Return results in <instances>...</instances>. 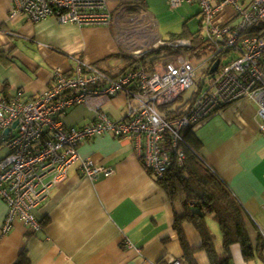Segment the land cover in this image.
<instances>
[{
    "label": "crops",
    "instance_id": "crops-1",
    "mask_svg": "<svg viewBox=\"0 0 264 264\" xmlns=\"http://www.w3.org/2000/svg\"><path fill=\"white\" fill-rule=\"evenodd\" d=\"M167 6H171L168 0L110 1L109 26L80 27L62 25L54 17L36 23L23 16L10 20L13 0H0V94L34 100L51 86L58 69L72 75L81 64L93 65L114 77L129 65L135 51L162 50L161 58L169 47L159 45L164 41L152 26L158 18L161 21ZM184 6L190 5L180 8ZM127 105L128 97L118 95L102 109L118 121L127 117ZM257 112L256 103L240 100L189 130L201 158L256 225L264 209V136ZM95 119L90 106L77 104L62 121L66 128H80ZM79 154L114 170L113 176L92 181L81 174L80 162H76L67 180L37 210L43 227L39 232L17 222L12 232L2 236L8 205L0 198V264H15L24 250L32 264H166L171 258L183 260L175 219L186 211L144 167L134 141L108 133L84 142ZM209 227L212 233L216 230L210 222ZM183 230L189 246L201 248L203 239L193 224L185 221ZM257 233H261L258 228ZM222 240V236L215 239L218 249ZM231 254V264H249L240 244L232 246ZM194 259L196 264H211L204 251L196 252Z\"/></svg>",
    "mask_w": 264,
    "mask_h": 264
},
{
    "label": "built area",
    "instance_id": "built-area-1",
    "mask_svg": "<svg viewBox=\"0 0 264 264\" xmlns=\"http://www.w3.org/2000/svg\"><path fill=\"white\" fill-rule=\"evenodd\" d=\"M110 1L125 0H13L9 19L23 16L36 23L54 17L62 25L109 26ZM168 1L173 9L200 7L202 33L212 49L200 65L204 82L181 117L169 120L159 107L172 104L195 85L199 68L188 50L193 48L191 40L159 42L175 53L163 55L152 70L141 67L114 78L93 65L81 64L72 75L56 70L51 86L34 100L0 94V144L8 149L0 160V198L8 205L2 236L12 232L17 222L41 231L37 210L67 180L76 162L81 174L92 181L113 176L114 170L80 157L79 148L87 140L108 133L133 140L144 167L162 179L174 160L179 166L185 160L183 131L227 105L240 100L256 103L264 136V0ZM218 60V70L210 73ZM118 95L128 97V112L117 121L102 107ZM77 104L90 106L96 119L84 127L66 128L62 119ZM259 229L264 238V229ZM166 264L184 263L171 258Z\"/></svg>",
    "mask_w": 264,
    "mask_h": 264
},
{
    "label": "trees",
    "instance_id": "trees-1",
    "mask_svg": "<svg viewBox=\"0 0 264 264\" xmlns=\"http://www.w3.org/2000/svg\"><path fill=\"white\" fill-rule=\"evenodd\" d=\"M181 36H188L184 32ZM193 48L188 49L193 58L200 59L211 49L210 44L204 39L202 29L200 34L191 39ZM162 50H155L140 53L133 56L129 65L120 72L122 75L136 71L143 67L148 70L154 69L161 59L159 53ZM175 53L174 49H168V54ZM113 77V76H112ZM199 90L193 94L182 106L174 110H166L168 106L179 101L178 98L172 104L159 108L167 119H177L184 113V109L193 102ZM187 142L186 157L182 165H178L174 160L173 165L160 179L166 190H168L172 201L180 203L185 209V215L177 216L175 228L178 230L184 249V259H180L184 264H196L194 254L198 251L207 253L211 264H231V248L235 244H240L247 261L256 260L257 256L264 258V238L261 233H257L256 225L252 224L248 218V212L244 206L233 196L229 187L215 174V172L201 158L196 141L189 133H183ZM3 144H0L2 147ZM213 218L220 226L222 233V248L218 249L215 237L209 227V219ZM189 222L198 231L203 239L201 248L193 249L189 246L183 230L184 222ZM255 235L253 236V234ZM15 264H32L26 250L19 256Z\"/></svg>",
    "mask_w": 264,
    "mask_h": 264
},
{
    "label": "rangeland",
    "instance_id": "rangeland-1",
    "mask_svg": "<svg viewBox=\"0 0 264 264\" xmlns=\"http://www.w3.org/2000/svg\"><path fill=\"white\" fill-rule=\"evenodd\" d=\"M201 11L200 7L195 6H184L180 9H173L170 7H165V10L163 11V16L161 21L159 22V18L157 21L153 24V28L155 31L158 32V35L160 33V36L162 37L161 41H176V40H191L194 36H197L200 34V30L202 29V17L199 12ZM184 32L188 33V36L183 37L181 36ZM210 53V49L207 51V54L205 58L198 60L196 58H193L191 56L192 63L195 65V67H198V74L197 78L195 79V85L192 89H190L187 93H185L182 98L177 101L175 104H172L168 106L166 110H174L178 107L182 106L183 103H185L188 99H190L195 92L198 91L199 86L203 84L204 82V74L202 70L200 69V65L203 64L204 61H206V58L208 57V54ZM225 63V60H223ZM163 109L159 108V112L163 114ZM164 115V114H163ZM190 129L187 128L183 131V133L189 131ZM16 134V131H14L13 135ZM8 154V149L6 145H2L0 147V160L4 158ZM256 220V219H255ZM216 230H214L213 235L215 239L217 240L221 238L222 233L219 224L217 221H215L213 218H210L209 221ZM258 225L251 222L253 225L255 224L256 227L259 230V227L264 229V209L260 210L259 216H258ZM217 247V246H216ZM264 258L257 256L256 260L254 262L249 261V264H263Z\"/></svg>",
    "mask_w": 264,
    "mask_h": 264
},
{
    "label": "water",
    "instance_id": "water-1",
    "mask_svg": "<svg viewBox=\"0 0 264 264\" xmlns=\"http://www.w3.org/2000/svg\"><path fill=\"white\" fill-rule=\"evenodd\" d=\"M219 65H220V61L218 60V61H216V62L214 63L213 67H212L211 70H210V73H214V72H216V71L218 70V68H219ZM16 126H17V123L14 124L13 127H12L11 129L6 130L5 135L9 134V133L11 132L12 129L16 128Z\"/></svg>",
    "mask_w": 264,
    "mask_h": 264
}]
</instances>
